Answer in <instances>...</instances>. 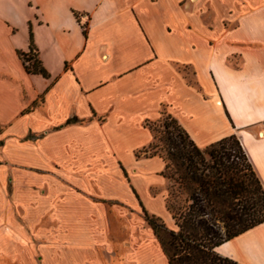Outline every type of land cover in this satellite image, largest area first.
Instances as JSON below:
<instances>
[{"label": "crops", "instance_id": "obj_1", "mask_svg": "<svg viewBox=\"0 0 264 264\" xmlns=\"http://www.w3.org/2000/svg\"><path fill=\"white\" fill-rule=\"evenodd\" d=\"M164 114L201 149L236 136L264 188V0H0V259L108 264L112 203L123 264H170L141 216L176 228L166 163L137 156ZM217 252L264 264V223Z\"/></svg>", "mask_w": 264, "mask_h": 264}, {"label": "trees", "instance_id": "obj_2", "mask_svg": "<svg viewBox=\"0 0 264 264\" xmlns=\"http://www.w3.org/2000/svg\"><path fill=\"white\" fill-rule=\"evenodd\" d=\"M33 50L34 47L31 48ZM22 57H27V54H22ZM27 70L46 75L37 59L34 69ZM170 125L166 123L164 126L165 147L158 148L155 134L153 142L137 156L144 153L146 156L161 157L166 163L163 175L178 185L177 192H172L166 200L176 230L168 228L161 218L147 211L146 221L154 230L170 264H238L221 256L217 248L264 223V203H252L237 209L240 198L253 194V190L236 159L249 161V158L236 136L201 149L186 132L191 139L189 143L182 132L171 131ZM160 149L166 150V154ZM208 159L212 165H209ZM207 169H214L211 176L205 174ZM258 186L264 193L259 178ZM184 195V204L176 200Z\"/></svg>", "mask_w": 264, "mask_h": 264}, {"label": "rangeland", "instance_id": "obj_3", "mask_svg": "<svg viewBox=\"0 0 264 264\" xmlns=\"http://www.w3.org/2000/svg\"><path fill=\"white\" fill-rule=\"evenodd\" d=\"M166 123L171 124L170 125L171 131H174V132L176 131V133L182 132V135L186 138L187 143H189L191 141V139L187 137V134L182 129V127L179 125V123L175 119H173L171 116L164 114L160 120L147 124L151 128L152 132L154 130L153 135L155 136V134H156V136H157V144L159 146L158 148L165 147L163 137H164V132L166 130L164 127ZM160 150H162V149H160ZM150 153L151 152H149V154ZM162 153L166 154V150H162ZM142 155H145V154L143 153ZM208 161H209V159H208ZM236 162H239L241 164V167L243 168V173L247 174V177L249 179V183L252 184V186L250 188H251V190H253V194L249 195L248 197L242 196L240 198L241 201L238 203L237 209L240 207L243 208L244 206H249L252 203H258V202H260L261 204L264 203V193H263L262 189L259 188V186H258V177H257L255 171L253 170L251 163L248 161V159H246V160L236 159ZM212 164L213 163L211 161H209V165H212ZM213 170L207 169L205 174L211 176ZM177 186L178 185L173 180L167 181V186L165 188V190L167 192V198L170 196V194L172 192H177ZM185 198H186V195H184L183 198H177L176 200L178 202H181L182 204H184ZM247 202H249V203H247ZM107 206L109 208L107 216L109 218L110 229L112 230L111 231L112 240H113L114 245H115V248H114L115 249V255H114L112 260L111 259L108 260L109 261L108 264H123V261L125 260L124 257H125L126 251H127L126 234H127L128 220H135L137 218L129 210L125 209L124 206H121L122 207L121 210L117 209V207H115V205H113L112 203L107 204ZM114 208H116V210ZM141 216L144 219H146L145 218V210L142 211ZM157 217H159L163 220V218L161 216L158 215ZM174 229L176 230V228H174ZM29 232L31 234H33V237L38 232H42L43 234L45 233V235H48V239L46 242L42 243V242H38L35 239L33 240L34 245H36V247L39 250L41 248L42 244H46L47 246L51 245L52 242H50V240L52 238L56 237L60 233V230L56 229V227H54V226H50L47 224V225H44V226L37 228V230L31 229V230H29ZM60 263H64L60 257L54 256L51 259L50 258L48 259V258H45V255L43 253H40V252L35 253L34 258H30V257L26 256L21 261V264H60ZM0 264H14V261L2 258V259H0Z\"/></svg>", "mask_w": 264, "mask_h": 264}, {"label": "built area", "instance_id": "obj_4", "mask_svg": "<svg viewBox=\"0 0 264 264\" xmlns=\"http://www.w3.org/2000/svg\"><path fill=\"white\" fill-rule=\"evenodd\" d=\"M36 54H37L36 51L33 50L27 53V57L23 58L27 69H30V70L34 69V61L37 59Z\"/></svg>", "mask_w": 264, "mask_h": 264}]
</instances>
